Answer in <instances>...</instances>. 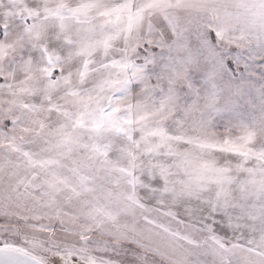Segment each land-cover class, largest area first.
Masks as SVG:
<instances>
[{
    "label": "snow or ice",
    "instance_id": "6c2138e0",
    "mask_svg": "<svg viewBox=\"0 0 264 264\" xmlns=\"http://www.w3.org/2000/svg\"><path fill=\"white\" fill-rule=\"evenodd\" d=\"M0 264H264V0H0Z\"/></svg>",
    "mask_w": 264,
    "mask_h": 264
}]
</instances>
